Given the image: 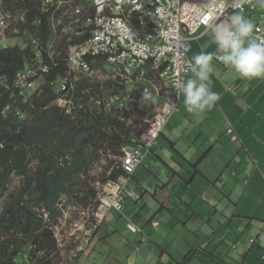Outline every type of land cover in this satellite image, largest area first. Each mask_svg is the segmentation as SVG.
<instances>
[{"label":"crops","instance_id":"obj_1","mask_svg":"<svg viewBox=\"0 0 264 264\" xmlns=\"http://www.w3.org/2000/svg\"><path fill=\"white\" fill-rule=\"evenodd\" d=\"M243 14L264 29L258 0ZM211 39L201 29L189 58L205 45L214 52ZM215 73L217 104L186 116L182 96L176 113L183 114H173L161 135L166 142L160 137L143 160L155 185L124 191L139 204L111 210L91 252L75 264H264V78L240 77L219 63Z\"/></svg>","mask_w":264,"mask_h":264},{"label":"trees","instance_id":"obj_2","mask_svg":"<svg viewBox=\"0 0 264 264\" xmlns=\"http://www.w3.org/2000/svg\"><path fill=\"white\" fill-rule=\"evenodd\" d=\"M18 1L26 6L20 34L26 32L30 38L25 47L0 49V193L6 190L15 174L23 178V184L0 211V264H16L17 257L27 247L31 264H54L47 256L56 250V241L52 231L43 224L40 211L51 212L63 197L69 196L75 182L90 171L100 151L116 158L106 180L116 182L126 177L119 161L123 148L137 144L132 128H139L154 115L158 101L141 104L145 84L132 89L127 107L114 117L103 108L90 109L86 104L85 107L75 104L69 114L60 112L51 105L57 93L50 87L41 89L39 96L24 100L14 86L16 75L25 65L32 64V41L40 40L45 45L52 29L50 15L40 11L41 0ZM86 38L87 35L72 36L70 41L65 38L58 47L61 54L55 59L56 66L49 64L44 55L43 65L49 68L47 84L66 76L68 68L63 62L66 50L84 43ZM88 62L92 69L105 66V60L100 57ZM153 74L148 70L143 77L150 81ZM119 115H122L120 119L129 121L124 132L108 123ZM33 159L37 166L32 171L29 165ZM40 252L42 256L35 261L33 257ZM191 255L188 254L185 261H189Z\"/></svg>","mask_w":264,"mask_h":264},{"label":"built area","instance_id":"obj_3","mask_svg":"<svg viewBox=\"0 0 264 264\" xmlns=\"http://www.w3.org/2000/svg\"><path fill=\"white\" fill-rule=\"evenodd\" d=\"M84 1L90 5L93 12L84 20L83 32L87 38L80 45L68 47L69 53L63 59L65 66L69 70L90 74L93 69L88 60L95 62L100 57L105 60L106 66H114L126 79L143 77L148 70H152L166 82L172 93L170 94L172 98L168 100L163 98V104L158 111L147 121L145 120V123L139 126V130L135 129L136 131L131 132L138 141L137 144L131 149L123 148V155L120 158L121 169L126 175L132 176L140 167L145 155L157 144L170 117L177 112L178 101L182 96L181 83L192 75L187 63L190 61L188 55L190 42L197 38L201 29L209 30L213 23L226 19L235 12H243L245 9L254 10L255 0ZM46 2L47 7H53L61 5L64 1L46 0ZM25 14L5 17L0 12V38L2 39L0 49L18 46L17 41H9L6 38V32L9 30L8 20L14 18L24 23ZM48 14L50 15L49 24L53 29L51 14ZM255 26L254 37L264 38L263 27L259 23ZM83 32L75 30L73 36H82L76 34ZM23 34L27 35V33ZM71 38L67 40L70 41ZM5 42L10 44L6 45ZM32 42L38 46V53H34L32 62H44V55H46L44 48L49 40L45 45L40 40ZM54 65H57L56 61ZM27 68L26 72H19L14 81V86L21 88L20 94L23 90L25 91L24 85L27 84V78H30L32 72L29 66ZM66 85V82H61L55 84L53 89L57 94L65 93ZM169 102L176 104L175 111H170ZM122 177L120 178L123 179ZM124 181L126 182L127 179H123ZM116 187V191L107 194L100 201L99 206L92 211L93 229L96 231L103 225L111 210L120 213L124 209L123 194L119 185ZM89 246L86 241V244L80 247L79 254ZM68 264H75V262L72 260Z\"/></svg>","mask_w":264,"mask_h":264},{"label":"rangeland","instance_id":"obj_4","mask_svg":"<svg viewBox=\"0 0 264 264\" xmlns=\"http://www.w3.org/2000/svg\"><path fill=\"white\" fill-rule=\"evenodd\" d=\"M63 1L61 5L53 7H47L46 0H41L40 3V11L50 13L53 20L51 36L48 44L44 48L49 64H54L55 58L61 54L58 47L61 46L60 43H62L65 38H71L75 30L84 31V20L91 14L90 5L84 0ZM25 7L23 1L0 0V12L5 17H15L22 13H26ZM8 22L9 30L6 32V38L9 41H17L20 47L27 46L26 42L30 37L18 32L21 23L14 18L9 19ZM19 30H21V28ZM76 35L85 34L83 32ZM1 40L0 38V42ZM4 44L9 45L10 43L5 42ZM30 46L33 53L37 54L38 46L34 45L33 42ZM194 49L196 50L197 46H194ZM68 53L69 50H66L65 55L67 56ZM28 66L32 69V72L30 78H27V84L24 85L26 89L21 93L22 98L28 100L34 96L37 97L41 94V89L50 87V89L53 90L55 84L66 82L67 90L65 93L62 95L57 94V96L54 97V101L51 103V105L57 107L60 112L64 111L66 114L72 111L75 104H81L83 107H85L84 104H86L90 109L103 108L105 112L111 113L114 117L118 114L119 110L127 107V101L132 89L141 84H145L144 91H151L153 95L158 98V104L153 110L155 114L163 104V98L168 100L171 98L170 94H172L166 82L159 78L156 73L151 75L150 81H146L142 76H138L136 79H133V77L126 79V77L114 66H106V64L103 69H93V72L90 74L69 70L67 67L69 72H67L66 76L62 78L59 77L54 83L48 82L49 84H47L48 75L46 72L49 68L45 67L42 61L25 65L23 71L26 72ZM215 75L216 73L212 76ZM29 84L31 85L29 86ZM20 89L21 88H19V90ZM68 91H70V93H67ZM77 93L80 96L78 98H76ZM184 111V114L189 116V113L185 109ZM182 114L183 112L176 113L175 116H181ZM121 116L122 115H119L118 118H111L108 123L114 124L116 130L124 132L126 129L123 128L128 127L129 121L120 119L119 117ZM21 118H23V116H21ZM174 119L175 118L172 117L170 121V126L172 127H176ZM133 128L132 130L140 129ZM166 129L168 128L166 127ZM164 136L168 137L169 135L165 133ZM161 142H166L163 137L160 139V143ZM124 148L131 149L132 146L127 145ZM115 159V157H111L105 151H100L98 153V159L94 161L90 171L81 175L79 180L75 182L71 194L67 197H63L51 212L44 213L40 211L43 224L48 226L47 228L52 231L56 241V250L47 256V259L51 260L54 264H68L74 260L79 255L80 247L84 246L86 241L90 246L85 251V254L91 252V248L96 239H93V237L97 232L93 229L92 211L99 206L100 201L107 194L113 192L112 188L119 185L121 192L125 191V194L128 192V195H131L130 191H141L142 194L148 187L155 185L156 180L154 174L151 172L149 158L146 159V162L143 161V164L138 168L134 177L128 179L127 177H122L123 179H127L126 182H123L121 178L116 182L107 181L106 178L110 175L115 164L112 161ZM36 166L37 163H35L33 159L29 168L33 171ZM190 167L192 169V166ZM22 184L23 178L20 175L15 174L11 177L10 183L6 186V190L0 193V211L3 209L6 202H8L12 196H15L21 189ZM133 204L139 203L133 202L130 198H124L123 205L127 206V210L131 209ZM112 216L116 219L120 217L117 213H113ZM135 232L136 228L133 229L132 233ZM32 248L34 250V247ZM29 255L30 249L27 247L17 257L16 264H31L28 259ZM41 256V252L37 253L33 259L38 261Z\"/></svg>","mask_w":264,"mask_h":264},{"label":"clouds","instance_id":"obj_5","mask_svg":"<svg viewBox=\"0 0 264 264\" xmlns=\"http://www.w3.org/2000/svg\"><path fill=\"white\" fill-rule=\"evenodd\" d=\"M258 4L264 8V0H258ZM255 31L253 21L242 12H235L210 26L211 43L216 46L215 51H204L203 47L207 46H202V50L187 62L192 76L181 83L183 105L188 113H203L219 101L220 96L212 90L211 80L217 63L240 77L264 78V38L254 37ZM157 99L151 91L145 90L141 96V104L155 103ZM168 107L170 111L176 110L174 102H169ZM132 176L126 177L128 179ZM123 197L125 198L124 194Z\"/></svg>","mask_w":264,"mask_h":264},{"label":"bare ground","instance_id":"obj_6","mask_svg":"<svg viewBox=\"0 0 264 264\" xmlns=\"http://www.w3.org/2000/svg\"><path fill=\"white\" fill-rule=\"evenodd\" d=\"M116 189H117V187L115 186V187L113 188V192L116 191Z\"/></svg>","mask_w":264,"mask_h":264}]
</instances>
